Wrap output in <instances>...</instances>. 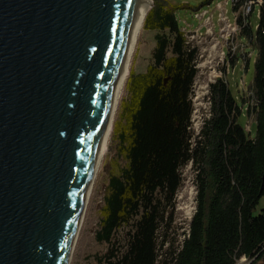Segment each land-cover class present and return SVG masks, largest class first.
Segmentation results:
<instances>
[{
    "label": "water",
    "instance_id": "obj_1",
    "mask_svg": "<svg viewBox=\"0 0 264 264\" xmlns=\"http://www.w3.org/2000/svg\"><path fill=\"white\" fill-rule=\"evenodd\" d=\"M141 2L0 0V264L65 263Z\"/></svg>",
    "mask_w": 264,
    "mask_h": 264
},
{
    "label": "trees",
    "instance_id": "obj_2",
    "mask_svg": "<svg viewBox=\"0 0 264 264\" xmlns=\"http://www.w3.org/2000/svg\"><path fill=\"white\" fill-rule=\"evenodd\" d=\"M153 10L154 5L143 28ZM173 10L165 2L151 22L157 31L152 63L128 75V97L121 103L127 118L113 128L125 164L110 177L104 197L96 237L109 249L98 263L236 264L245 258L258 264L264 261V5L250 91L254 138L238 124L241 109L222 77L208 84V115L197 135L191 131L198 50ZM240 34L252 39L250 25L241 26ZM188 162L195 171V211L179 245L159 255L157 234L182 184L179 169ZM126 226L127 241L119 249L113 237Z\"/></svg>",
    "mask_w": 264,
    "mask_h": 264
},
{
    "label": "rangeland",
    "instance_id": "obj_3",
    "mask_svg": "<svg viewBox=\"0 0 264 264\" xmlns=\"http://www.w3.org/2000/svg\"><path fill=\"white\" fill-rule=\"evenodd\" d=\"M165 2L174 9L181 30L185 33L187 40L198 50L197 72L191 94L193 107L190 119L191 131L194 135H197L203 119L208 115V84L216 78L222 77L226 80L231 95L241 109V114L237 119L238 124L244 129L247 137L254 138L256 122L252 112L254 100L250 91L254 82L255 60L258 54L255 36L259 23V7H256L249 16L252 39L239 36L235 41L234 52L221 60L217 54L220 50L227 53L228 46L224 41L214 45L216 42L214 38L219 29L220 7L225 11L228 22L234 24V11L230 0H151L150 8L154 5V10L151 19L146 23V27L141 29L131 62L130 71L132 70L134 73L145 72L147 66L152 63L157 31L153 29L151 22ZM208 31H214L215 34L212 35ZM162 33L169 36V38L171 37L168 30H164ZM247 54L249 55L246 62ZM169 55L170 52H167V56ZM127 79L115 114L113 128L116 121L119 124L127 118L126 106L121 109L122 101L128 97ZM247 109L250 110L247 111ZM113 128L108 151L101 162L84 223L82 229H80L81 232L79 231L78 239H76V244L74 243L73 246L74 253L70 264H99L97 259L109 249L108 244L97 240L96 233L99 229L109 179L112 175L117 174L125 164L124 159L118 154V144L116 139L113 138ZM179 172L182 184L174 196L173 208L167 207L164 220L157 234V251L159 255H164L166 249L170 250L172 246L177 247L179 245L183 239V231L187 230L195 211V171L191 163L188 162L179 169ZM129 229L130 227L126 226L114 234L113 241L119 249H123L125 246ZM247 263L245 258H241L236 264ZM258 264H264V261Z\"/></svg>",
    "mask_w": 264,
    "mask_h": 264
},
{
    "label": "bare ground",
    "instance_id": "obj_4",
    "mask_svg": "<svg viewBox=\"0 0 264 264\" xmlns=\"http://www.w3.org/2000/svg\"><path fill=\"white\" fill-rule=\"evenodd\" d=\"M150 5H151V0H142V2H141L139 14H138L137 21H136V27H135V30H134V33L132 36L131 44H130L128 51H127V56H126L123 68H122V73H121L120 83H119L118 100L114 106L111 117L109 118L107 126L105 128V131L103 133V137H102L100 147L98 150L96 165L94 167V173L92 174V176H91V178H90V180H89V182H88V184L84 190L77 232L75 234L74 240L72 242L71 248L69 250V253L67 255V258H66V261L64 264H70L71 263L72 255L74 253L73 252L74 251L73 246H74V243L76 244L75 241H76V239H78L77 237H78L79 231L81 232L80 229H82V225L84 223L85 214L87 211V207H88L90 198L93 194L94 184H95V180L97 178V174L99 172L101 162H102L103 158L105 157V155L108 151V144H109V140H110L111 133H112L115 114L117 112L121 96L123 94V89H124L126 79L129 75L133 54H134L135 49H136L137 40H138L139 34L141 32V29L143 27L144 19H145V16H146L149 8H150Z\"/></svg>",
    "mask_w": 264,
    "mask_h": 264
},
{
    "label": "built area",
    "instance_id": "obj_5",
    "mask_svg": "<svg viewBox=\"0 0 264 264\" xmlns=\"http://www.w3.org/2000/svg\"><path fill=\"white\" fill-rule=\"evenodd\" d=\"M232 3V6H236L237 8L234 11V24H230L228 22V19L225 17V11L222 9V7L219 8L220 14H219V29L217 30V35L214 38V45L220 44V41H224L225 44L228 46L227 53L225 51L220 50L217 54L218 58L223 60L227 56H230L232 52L235 50V41L237 38L243 37L240 34L241 26L249 24V16L254 11L256 7H259V9L264 5V0H230ZM226 3V2H225ZM260 11V10H259ZM238 18L241 19L242 24L240 25L237 20ZM212 35L215 34L214 31H208ZM248 55L246 57L248 58ZM209 104V102H208Z\"/></svg>",
    "mask_w": 264,
    "mask_h": 264
}]
</instances>
